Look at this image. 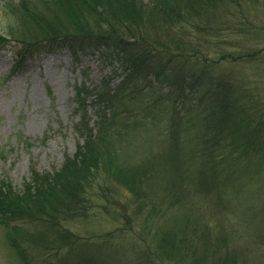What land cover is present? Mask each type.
Returning <instances> with one entry per match:
<instances>
[{
    "label": "trees",
    "instance_id": "1",
    "mask_svg": "<svg viewBox=\"0 0 264 264\" xmlns=\"http://www.w3.org/2000/svg\"><path fill=\"white\" fill-rule=\"evenodd\" d=\"M1 10L0 44L13 42L15 65L37 51L67 48L73 56L101 52L123 71L117 83L106 75L77 88L82 141L59 168L31 167L20 189L0 180V225L21 261L30 247L64 251L67 262L76 254L79 262L69 264H98L95 245L70 224L87 216L100 192L111 197L108 210L124 217L131 238L125 264H164L182 253L163 207L167 197L207 192L218 210L223 200L238 201L247 177L264 184V0H2ZM161 120L162 150L141 158L129 145L125 153L126 137L141 130V146L148 126L157 131ZM220 172L235 190L214 181ZM160 174L165 183L148 192ZM103 180L110 187L102 188ZM117 185L131 196L115 210L116 198L106 193L116 196ZM224 192L238 193L226 200Z\"/></svg>",
    "mask_w": 264,
    "mask_h": 264
},
{
    "label": "rangeland",
    "instance_id": "2",
    "mask_svg": "<svg viewBox=\"0 0 264 264\" xmlns=\"http://www.w3.org/2000/svg\"><path fill=\"white\" fill-rule=\"evenodd\" d=\"M1 3L2 0L0 13ZM13 46V42L0 44V180L20 189L29 179L31 167L40 172L59 168L64 156L73 154L76 144L82 141L75 129L79 121V113L75 110L77 88L82 85L91 88L106 75H112L113 83H117L123 71L118 61L101 57V52H79L73 56L67 48L37 51L15 65ZM88 101L86 99V103ZM87 110L90 125H93L96 119L94 108L88 105ZM165 123L166 120H161L159 125L162 127L157 131L148 126V141H143L141 146L137 140V136L141 137V130L136 132L137 136L126 137L125 153H128L129 145L142 154L141 158L151 157L152 152L162 150L165 146L162 130ZM232 164L224 167L234 170ZM211 176L208 173V177ZM161 177L163 174L153 179L148 192H155L158 185L165 183L158 179ZM223 178L224 172H220L214 181L219 180L221 187L225 185L231 190L236 189L235 185L221 181ZM259 181L257 177H247L237 186L242 190L238 201L228 202V205L223 200L224 209L222 206V209L215 210L216 206L210 204L207 192H197L196 196L188 199H181L184 195H177L175 199L171 197L173 200L167 197L163 207H168L166 217H171L177 226L173 229L177 238L182 240L179 242L182 253L179 258H171L164 264H220L225 259L230 264H264V192H259L264 184ZM101 184L102 188L109 186L104 180ZM113 191L119 192L117 197L111 192L106 194L116 198L111 207L117 210L118 204H125L131 195L120 185L115 186ZM237 193L224 192V195L227 200V195L234 197ZM107 197L100 192L93 195V207L87 216L70 225L81 239L84 238L82 242L86 240L95 245L98 264L101 261L125 264V242L129 243L131 238H125V230H122L124 217H117L108 210V199L111 197ZM157 203L160 206L159 200ZM155 205L161 207L157 206L156 200ZM113 230L123 232L114 234L110 239L103 236ZM112 244L123 246L124 252L114 253L110 248ZM64 253H47L28 247L25 261H21L7 243L4 228L0 225V264L79 262L76 254L67 257V262Z\"/></svg>",
    "mask_w": 264,
    "mask_h": 264
}]
</instances>
